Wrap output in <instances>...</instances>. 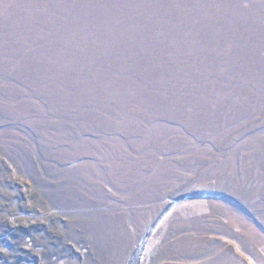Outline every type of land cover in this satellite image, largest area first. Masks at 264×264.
Segmentation results:
<instances>
[{
	"label": "rangeland",
	"instance_id": "obj_1",
	"mask_svg": "<svg viewBox=\"0 0 264 264\" xmlns=\"http://www.w3.org/2000/svg\"><path fill=\"white\" fill-rule=\"evenodd\" d=\"M0 158L93 264H264V0H0Z\"/></svg>",
	"mask_w": 264,
	"mask_h": 264
},
{
	"label": "trees",
	"instance_id": "obj_2",
	"mask_svg": "<svg viewBox=\"0 0 264 264\" xmlns=\"http://www.w3.org/2000/svg\"><path fill=\"white\" fill-rule=\"evenodd\" d=\"M9 156L3 155L12 164ZM5 166L0 158V264H93L88 258L93 247L90 234L80 231L81 227L75 226L78 222L70 223L56 208L53 192L46 189L53 177L41 169V176L27 171L25 176L30 184H26L23 195L9 179ZM65 184L61 194H70L73 189L75 192L72 184ZM5 189L12 192L11 197H3ZM20 216L26 217L23 225L18 223ZM140 255L137 250L133 251L123 264H141Z\"/></svg>",
	"mask_w": 264,
	"mask_h": 264
}]
</instances>
